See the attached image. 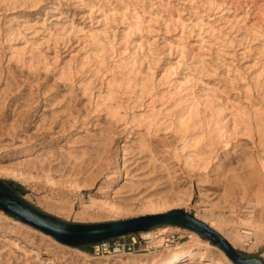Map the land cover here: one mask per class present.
I'll return each instance as SVG.
<instances>
[{
    "label": "rangeland",
    "instance_id": "1",
    "mask_svg": "<svg viewBox=\"0 0 264 264\" xmlns=\"http://www.w3.org/2000/svg\"><path fill=\"white\" fill-rule=\"evenodd\" d=\"M0 179L72 223L182 209L264 261V0H0ZM169 225L95 256L0 210V264H154Z\"/></svg>",
    "mask_w": 264,
    "mask_h": 264
},
{
    "label": "water",
    "instance_id": "2",
    "mask_svg": "<svg viewBox=\"0 0 264 264\" xmlns=\"http://www.w3.org/2000/svg\"><path fill=\"white\" fill-rule=\"evenodd\" d=\"M18 191L19 188L13 186L11 181L0 179V210L40 229L65 245L86 246L166 223L198 233L221 248L236 264H264L257 254L240 255L219 231L182 209L105 222L72 223L42 212L22 199Z\"/></svg>",
    "mask_w": 264,
    "mask_h": 264
},
{
    "label": "bare ground",
    "instance_id": "3",
    "mask_svg": "<svg viewBox=\"0 0 264 264\" xmlns=\"http://www.w3.org/2000/svg\"><path fill=\"white\" fill-rule=\"evenodd\" d=\"M6 181H8V180H6ZM15 221L18 222L17 220H15ZM210 226L217 230V228L214 227L213 224H210ZM256 226H257V229L255 230V232L253 234L257 237L258 236L257 233L262 232V231H258V230H262L263 228L261 227L260 223H256ZM170 228H171V225H169V224L161 225L156 231H153L152 229L147 228V229L142 231V234L145 237L146 236L149 237V236L153 235L154 233H156L157 231H165V230L167 231ZM182 229L187 231L188 237L190 238V240L188 241V244H186L185 250H172L169 252L168 258H166L165 260H160L154 264H178L181 260H188V262L201 261V262H204V264H217L216 262L212 261L211 259H208L205 257V250L207 248H216L218 251H221V250L218 247L208 243L206 240L205 241L202 240L198 233H196L192 230H188L186 228H182ZM251 234H252L251 231H249L247 229H242V230H238L237 233H234L232 238H234L235 240H243L245 237H248V235H251ZM222 235L226 239H228V241H229V243H231V245H234L231 237H229V235L227 233H223ZM159 240H162V237H160ZM61 245L66 246L64 244H61ZM201 245H203V246H201ZM77 251H78V253L83 254L89 258L88 254H86L85 252H83L79 249H77ZM49 259H51V258H49ZM127 264H144V263L142 261L135 260V261L128 262Z\"/></svg>",
    "mask_w": 264,
    "mask_h": 264
},
{
    "label": "built area",
    "instance_id": "4",
    "mask_svg": "<svg viewBox=\"0 0 264 264\" xmlns=\"http://www.w3.org/2000/svg\"><path fill=\"white\" fill-rule=\"evenodd\" d=\"M117 238L118 237L90 244V253L95 256L104 254L117 255L130 249L129 243L120 242L116 240Z\"/></svg>",
    "mask_w": 264,
    "mask_h": 264
},
{
    "label": "trees",
    "instance_id": "5",
    "mask_svg": "<svg viewBox=\"0 0 264 264\" xmlns=\"http://www.w3.org/2000/svg\"><path fill=\"white\" fill-rule=\"evenodd\" d=\"M80 248H81V249H84V250H90V249H89L90 246H88V245H86V246H81Z\"/></svg>",
    "mask_w": 264,
    "mask_h": 264
}]
</instances>
